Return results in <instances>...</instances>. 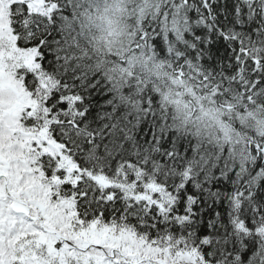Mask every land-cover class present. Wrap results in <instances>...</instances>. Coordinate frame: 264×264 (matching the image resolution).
Here are the masks:
<instances>
[{"label":"snow or ice","instance_id":"obj_1","mask_svg":"<svg viewBox=\"0 0 264 264\" xmlns=\"http://www.w3.org/2000/svg\"><path fill=\"white\" fill-rule=\"evenodd\" d=\"M0 264H264V0H0Z\"/></svg>","mask_w":264,"mask_h":264}]
</instances>
